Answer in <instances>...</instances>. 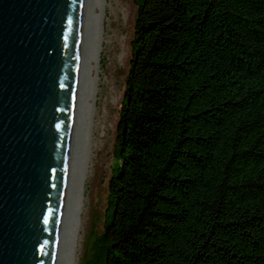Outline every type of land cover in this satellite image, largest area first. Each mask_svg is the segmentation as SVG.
<instances>
[{
  "label": "trees",
  "instance_id": "trees-1",
  "mask_svg": "<svg viewBox=\"0 0 264 264\" xmlns=\"http://www.w3.org/2000/svg\"><path fill=\"white\" fill-rule=\"evenodd\" d=\"M111 219L85 264H264V0H134Z\"/></svg>",
  "mask_w": 264,
  "mask_h": 264
},
{
  "label": "water",
  "instance_id": "water-1",
  "mask_svg": "<svg viewBox=\"0 0 264 264\" xmlns=\"http://www.w3.org/2000/svg\"><path fill=\"white\" fill-rule=\"evenodd\" d=\"M92 0H0V264H63Z\"/></svg>",
  "mask_w": 264,
  "mask_h": 264
},
{
  "label": "rangeland",
  "instance_id": "rangeland-1",
  "mask_svg": "<svg viewBox=\"0 0 264 264\" xmlns=\"http://www.w3.org/2000/svg\"><path fill=\"white\" fill-rule=\"evenodd\" d=\"M106 1L101 18L104 44L96 71L99 87L95 94L92 131L95 146L90 155L89 174L84 186V208L76 264H85L91 259L96 251V240L114 210L108 203L107 184L118 168L115 155L118 118L124 102L125 79L133 57L131 43L136 12L134 0ZM96 13L99 14V11Z\"/></svg>",
  "mask_w": 264,
  "mask_h": 264
},
{
  "label": "bare ground",
  "instance_id": "bare-ground-1",
  "mask_svg": "<svg viewBox=\"0 0 264 264\" xmlns=\"http://www.w3.org/2000/svg\"><path fill=\"white\" fill-rule=\"evenodd\" d=\"M106 0H92L91 5V35L89 44V54L87 63V73L85 82V92L83 101V112L81 120V130L79 139V151L77 158V168L74 186V196L72 205V215L70 231L64 253L63 264H76L77 246L80 238L82 226V213L84 208V186L89 174L90 155L92 154L93 128L95 113V94L98 89L97 67L101 52L103 50V11ZM99 11V14L96 11ZM96 73V76H93Z\"/></svg>",
  "mask_w": 264,
  "mask_h": 264
}]
</instances>
